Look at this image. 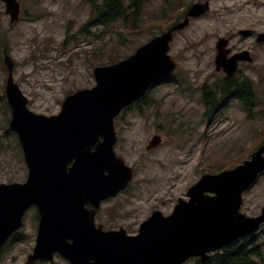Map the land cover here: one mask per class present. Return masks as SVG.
I'll return each instance as SVG.
<instances>
[{"label":"water","instance_id":"obj_1","mask_svg":"<svg viewBox=\"0 0 264 264\" xmlns=\"http://www.w3.org/2000/svg\"><path fill=\"white\" fill-rule=\"evenodd\" d=\"M2 1L11 22L16 21L19 3ZM209 10V3L193 5L185 21L153 38L128 59L95 68L96 86L67 97L61 113L51 117L27 109V99L13 81V61L6 57L12 128L20 134L30 176L24 186H0V247L11 232L8 225L18 224L23 200L33 196L41 199L44 218L34 259L51 260L60 253L71 264H183L193 257L207 261L210 252L260 228L264 208L260 216L248 217L241 207L244 192L264 171V144L234 169L203 175L188 190V201L180 199L169 216L155 211L137 236H128L124 229L104 232L100 226L96 230L94 223H87V213L81 212L86 203L96 210L103 200L126 189L134 170L115 153L114 120L153 84L173 73L176 62L169 52L174 33L184 29L190 17ZM258 41L264 42V34ZM225 46L226 41L220 40L217 70L224 68L232 75L238 61L250 58L244 52L226 60L229 50L224 52ZM159 144L154 139L148 149ZM71 161L74 164L67 171ZM45 201L50 206H44Z\"/></svg>","mask_w":264,"mask_h":264},{"label":"rangeland","instance_id":"obj_2","mask_svg":"<svg viewBox=\"0 0 264 264\" xmlns=\"http://www.w3.org/2000/svg\"><path fill=\"white\" fill-rule=\"evenodd\" d=\"M169 1L175 11L165 10L166 0H144L137 17H129L127 21L109 27L91 25L85 31L82 28L91 17L87 0H19L22 13L13 25L0 4V28L6 29V32L0 30V93L3 91L4 94L8 74L4 65L6 52L15 63L14 79L29 99L30 109L45 115L58 114L60 102L66 96L95 85V67L132 55L154 34L167 30L172 19L182 16L189 3L201 0ZM251 27L259 33L264 32V0H212L211 10L204 19L195 21L192 27L176 37L171 54L180 57V66L187 76L199 74L196 79L202 80L203 73L207 75L214 70L213 65L210 66L214 55L209 52L214 39ZM200 38H203V46L191 51L194 47H190L191 43ZM196 45L199 47L198 43ZM254 55V66L245 70L259 82L257 114L254 116L243 114L239 116L240 121H213L206 134L203 124L197 128L194 121L192 126L188 120L163 121L157 106L135 108L119 119L116 152L129 166H134L135 177L127 191L103 206L100 223L105 229L123 227L129 234H137L140 224L153 211L171 213L178 199L186 198L187 190L203 174L217 172L222 167L230 169L257 148L264 134L263 44L255 47ZM165 94H170L165 99V108L175 112L176 108L182 109L186 105L168 106L171 102H186L187 97L184 98L176 86L166 87L158 95L153 93L156 97ZM151 100L154 101L152 96ZM189 109L197 108L188 105L183 112H189ZM5 117L0 102V127ZM257 131L260 133L256 136ZM156 132L163 137V143L157 150L149 152L146 150L148 141ZM190 133V136L185 135ZM14 151L13 146L1 151L0 181L15 176L14 173L12 176L3 173L7 172L3 168L5 164H16ZM263 207L264 176L245 194L242 213L256 217ZM261 242L264 249V238ZM25 250L24 247L17 248L9 260L3 257L5 263L0 264H23L21 259ZM58 263L65 264L62 260Z\"/></svg>","mask_w":264,"mask_h":264},{"label":"flooded vegetation","instance_id":"obj_3","mask_svg":"<svg viewBox=\"0 0 264 264\" xmlns=\"http://www.w3.org/2000/svg\"><path fill=\"white\" fill-rule=\"evenodd\" d=\"M0 4L5 8V5L2 2H0ZM253 28L254 27L248 28L252 31V33H249L248 35H240L239 33L233 32L227 34L226 36H218L214 39L212 47L209 48V52H213V56L214 53L217 52L216 46L219 38L226 37L229 40L228 48H230L231 52L228 57H232L233 55H236L243 51H248L253 57L252 63L240 62L239 71L231 76L225 74L222 70L214 73L216 74L214 75V77L213 75H210V72H208L207 75L203 73L201 76L202 80L198 78L196 79V77H199V74L189 73L187 76V72L183 71L184 69H180L178 72H175L169 80H165L158 84L157 87L151 89L148 94L150 96L144 97L141 100L140 104H146L148 102L154 103L151 106L158 107V113L161 112L163 121H174L182 119L188 120L191 123L194 121L195 124H199L201 122H204L205 120H215L218 118H223L225 116V113H227L226 109L229 106L232 105L238 107V105L243 103L245 95H250L252 98H254L255 85L253 84L252 80H249L246 77L247 74L244 71L245 68L250 69L252 66H254L253 64L256 59L254 56V51L255 47L257 46V32ZM202 40L203 38H200L196 41L199 47L196 45V43H191L190 47L193 45L194 47L190 50L192 51L194 49H200L203 46ZM204 52H207V49ZM215 57L216 55H214V58H211L210 66L213 63L215 64ZM179 68H182L180 66V63ZM211 78L212 80H210ZM245 78H247L248 80ZM170 85L177 86V88H179V93L183 96L185 95L184 98L187 97V99H185L186 102L177 101L171 102L168 105L177 106L179 104L180 106V103L186 104L182 109H180V107L176 108L175 112H173L171 109L165 108L167 106L165 103V99L170 94L156 97V95L160 94L161 90ZM180 85L181 87H179ZM153 93H155L156 95H153ZM151 96L152 98H154V101L151 100ZM188 105H196L197 109H189V112H183V110H185ZM239 111L240 110L237 108L235 112H229V114H231V117L238 116ZM6 114L7 115L5 117L4 123L0 127V154L4 147L13 146V148L15 149L14 163L16 164L14 166H11L8 163L5 164L3 168L7 172L3 173L9 174L11 176L14 173L15 176L11 180L0 181V184H25L28 179V166L24 157V152L18 134L9 129L11 114L10 117L8 113ZM157 134V132L154 133V135ZM73 163L74 161H71L67 165V168H70ZM10 169H12L13 171H10ZM89 210H91L90 206L88 207V212L86 213L90 214L88 220L91 221V213ZM99 212L100 211H98L95 216V223L97 226L101 224V214ZM40 221L41 216L39 209L34 204L29 205V207L24 211L22 215L21 227L9 237L8 241L2 247L0 254V263L4 255L13 254L17 250V248L24 247L27 251L25 250V256L21 259L24 261L23 264H59V260H62L65 264H67V262H65L64 259H62L60 256L55 257L54 263L45 262L42 260H30V253L34 251L37 243ZM28 253L29 255H27Z\"/></svg>","mask_w":264,"mask_h":264},{"label":"trees","instance_id":"obj_4","mask_svg":"<svg viewBox=\"0 0 264 264\" xmlns=\"http://www.w3.org/2000/svg\"><path fill=\"white\" fill-rule=\"evenodd\" d=\"M178 1L181 3L185 2V0ZM89 3L91 7V19L89 23L82 28V31H85L86 27L91 24L109 27L118 22L127 21L130 16L137 17L144 6V0H89ZM167 11L172 12L175 11V9L170 7ZM184 14L182 16H184ZM182 16L173 18L169 26L180 21ZM116 60H118V58L112 60L111 63H114ZM259 133L260 132H258L256 136ZM263 142L264 134L259 144ZM250 152L248 155H250ZM224 169H226V167H222L217 171H222ZM259 233L247 236L233 243L228 248L214 253L211 258L205 262L194 259L187 264H262L264 262V249L261 245Z\"/></svg>","mask_w":264,"mask_h":264}]
</instances>
